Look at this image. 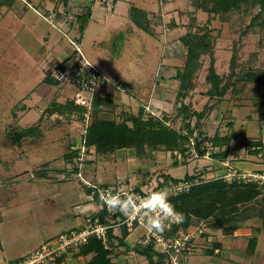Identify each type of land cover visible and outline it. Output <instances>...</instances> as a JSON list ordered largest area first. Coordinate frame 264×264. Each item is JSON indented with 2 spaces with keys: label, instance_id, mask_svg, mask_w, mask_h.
<instances>
[{
  "label": "rangeland",
  "instance_id": "1",
  "mask_svg": "<svg viewBox=\"0 0 264 264\" xmlns=\"http://www.w3.org/2000/svg\"><path fill=\"white\" fill-rule=\"evenodd\" d=\"M119 1H122L121 8L115 6ZM48 2L52 1L0 0V157L11 159L22 152L24 156L27 153L24 149L28 147L26 142L31 139H25L20 148L21 141L16 142L14 135L31 126L41 127L44 144L39 147L43 156L49 153L63 156L69 151V143L76 139L81 140L85 126L80 115H50L46 112L54 100L59 99V102L66 103L70 98L63 95L60 97L59 88L63 93L70 89L74 92L69 82L65 85H48L44 81L58 61H63L78 51L73 42H76L79 50L81 49L103 76L109 80H119L127 87L125 91H118L114 85L100 90L103 96L99 97L112 102L102 105V118L121 122L130 115H138L144 109L166 120L167 125L187 131L183 116L178 114L181 102H177L176 97L181 85L178 74L184 69L188 54L182 37L193 32L198 38H206L211 45V51L200 57L201 66L191 82H188L189 95L185 103L190 105V112L204 113L199 124L206 135L212 138L217 133L226 136L235 132L239 136H234L230 145L223 148H214L211 142L205 140L204 143L210 147L206 156H201L193 145L186 157L178 150L168 152L162 149L153 151V157L142 163H135L137 160H133L135 165L132 164L131 167L121 169L117 164L120 174L123 172L127 178L129 173L133 175L129 182L127 179L119 180L114 185L122 184L124 188L132 187L150 194L155 189H159V192L165 190L172 185L173 179L185 181L187 175L203 173L200 180H211L229 173H259L248 170V162L264 163V14L249 27L252 19L261 15L259 5L253 2L216 13L211 10L216 0H206L209 12L196 8L194 0H171L173 4L168 8L166 19L161 13L148 16L155 29L152 36L137 25L133 16L138 13L142 17V7L155 6L160 9L159 0H97L92 16L88 9L75 12V9L69 8L73 0H53L57 3L53 8H49ZM91 5L89 2L87 6ZM114 9L120 11L118 16L112 14ZM99 11L104 12V15L115 16L116 19H100ZM80 16H83V25L79 22ZM234 55L236 70L231 75ZM212 66L224 78L223 84L230 81L225 95L214 98L208 93L212 85L208 80ZM247 72H254L258 80L247 82L238 79ZM154 98L161 101L154 104L151 102ZM164 103L169 104V110L161 108L167 107L163 106ZM144 116L145 119L148 118L147 115ZM196 121L197 115H193V125ZM200 129L191 136V143L196 142ZM53 136L60 141L54 149L49 147ZM254 140L263 142V148L258 154H251L254 150L250 144ZM241 143L244 144L238 147ZM221 150L227 152L224 161L213 156L216 151ZM125 153L126 150H120L115 155L121 156ZM32 154L29 152L28 157L19 159L16 170L26 164L33 168L40 166L36 172H42L46 177L51 172L49 162L36 159ZM89 154L92 159L96 152L90 149ZM74 164L73 161L68 170L71 175ZM133 166L136 172H133ZM31 167L30 171L34 173ZM230 174L226 179L232 181ZM73 178L79 190L82 189L81 181L72 175L70 179ZM56 179L58 182H67V173L57 176ZM38 182L33 180V183ZM244 182L250 183L246 180L242 181ZM258 187L261 190L260 196L254 202L241 206L242 212L232 214L235 218L231 222H236L237 227L248 219L262 228L263 219L257 214L264 208V185L259 184ZM63 211L62 222L63 218L74 213L72 207ZM192 220L196 224L200 219L193 216ZM69 222L68 218L66 223ZM210 223L214 224L213 218L203 220L200 222V229L206 231ZM56 225L62 227L60 222ZM33 244L30 242L27 249ZM260 244L264 248L263 237ZM68 258V255H64L58 259H61V264H68Z\"/></svg>",
  "mask_w": 264,
  "mask_h": 264
},
{
  "label": "crops",
  "instance_id": "2",
  "mask_svg": "<svg viewBox=\"0 0 264 264\" xmlns=\"http://www.w3.org/2000/svg\"><path fill=\"white\" fill-rule=\"evenodd\" d=\"M51 1L48 2L49 8L57 5L53 0ZM88 1L92 4L90 7L87 6L89 4ZM96 1L73 0L71 3L72 6H69V8L75 9V12L86 11L88 9L89 15L92 16L97 5ZM121 3L122 1H119L115 6L121 8ZM159 3L160 9H157L155 6L154 8L142 7L147 18L152 13H161L164 19H166V16H168V8L173 3L171 0H159ZM98 13L100 19L104 17L116 19L115 16L104 15L102 11ZM114 13L118 16L120 11H115L114 9L112 14ZM150 24L154 29L153 21H150ZM154 30V33L151 34L152 36L155 34ZM65 54H61V56ZM59 90L60 97L62 95L65 98L72 97V89L67 93H63V90L60 88ZM157 101L161 100L154 98L151 102L156 104ZM126 102L129 101L127 100ZM165 104L163 106L167 107L161 108H168L169 104ZM157 105L160 107L159 104ZM42 135L43 133L40 127L37 131L21 140L20 148L23 146L25 139H31L26 142L28 147L24 149L27 151L24 156L22 152L17 157L11 159L0 157V262L2 263L18 261L41 245L57 238L59 235L82 226L86 216L98 214L101 210L99 202L92 197L88 187L80 182L82 189L79 190L77 182L73 181L74 178L70 179L72 175L68 170L72 164L69 156L71 154L69 148L71 143L68 144L69 151L63 154V156L49 152L47 156H43L40 154L42 149L39 147L40 144H44ZM59 142V139L56 140L53 136L49 147L54 149L56 143ZM91 150L92 152L95 151L96 154L92 156L89 162L87 174L91 179L101 184H114L120 182L119 180L125 181V179L129 182L133 174L129 173L128 178L122 174L123 172L120 174L117 164H119L121 169H125L126 167H131L132 164L135 165L137 162H143L138 159L135 150L132 148L118 149L107 154L98 153L95 147H91ZM120 150H126V157L124 154L121 156L115 155ZM29 152L33 153L32 155H35L36 159H44V161L49 162L48 165L51 172L46 177L43 176L44 174L42 172H36V169L40 166L33 168L29 166L30 164H26L24 167L16 170L15 166H17V161L21 158L28 157ZM133 160L137 161L134 163ZM35 164L38 165L37 163ZM30 167L34 170V173L30 171ZM132 170L136 172L134 166ZM248 170L264 172V163L248 162ZM63 173H67L68 181L65 183L58 182L56 177ZM34 179L39 182L33 183ZM40 182L44 184L41 185L39 184ZM64 200H69V202H65ZM68 207H72L74 213H70L69 215L71 216L67 215L66 218H63L62 222L61 214ZM68 218L70 220L69 224L66 223ZM55 222H60L62 227H58ZM256 224L253 220L246 219L245 223L240 224L234 232L225 233L222 228L210 223L206 231L186 251L183 264H264V248L260 247L262 237L264 239V230H260V225ZM254 232L256 236L253 235ZM122 234L123 228L116 227L114 231L115 238L111 246L113 264H149L148 257L142 252L149 245L146 241V230L142 227L130 228L128 235L120 242ZM254 236L257 237V245L254 253H250L248 251L249 241ZM30 242L31 244H35L28 250L27 247ZM68 257H70L68 258V264L70 262L72 264H87L92 255L77 257L74 252L68 255ZM161 264H167V261Z\"/></svg>",
  "mask_w": 264,
  "mask_h": 264
},
{
  "label": "trees",
  "instance_id": "3",
  "mask_svg": "<svg viewBox=\"0 0 264 264\" xmlns=\"http://www.w3.org/2000/svg\"><path fill=\"white\" fill-rule=\"evenodd\" d=\"M253 0H216L215 6L212 12L218 13L219 10L229 11L233 8H239L243 4L253 3ZM260 7V14L252 19L251 27L258 18L264 14V0H257L254 2ZM196 8H201L209 12L206 0H194ZM134 21L142 30L153 34V28L147 18L146 13L140 17L138 13L133 16ZM141 19V20H140ZM140 20V21H139ZM83 16H80L79 22L83 25ZM82 25L80 28L83 30ZM185 46L188 49L187 61L184 69L179 72L178 77L181 80V85L177 94V102L180 101V107L178 114H181L184 119L187 131L183 128L177 129L170 125H167L166 120L159 118L153 113L146 112L144 109L140 110L138 115H130L124 118L123 121H117L116 119L102 118L104 114L101 112L103 104H111L112 102L107 98H101L96 95L94 99V108L92 111L91 123L87 129L86 140L89 147H95L98 153L107 154L114 152L118 149L132 148L136 152V156L139 160L145 161L153 157V151H162L164 149L168 152L180 151L183 157L189 154L190 148L195 145L198 153L201 156H206L210 147H208L204 141L208 140L212 143V146L223 148L229 146L234 136L239 134L233 132L226 136H221L219 133L215 134L212 138L205 134L200 129L199 121L203 118V112H190V105L185 103V99L189 95L188 82H191L194 74L199 70L201 63L200 57L202 54L209 53L211 45L207 43L205 37H197L193 32H189L182 37ZM61 61H58L56 66H60ZM54 67V68H55ZM231 70L233 75L236 70V56L232 57ZM239 80H245L247 82L257 81L258 78L254 72H247ZM208 80L211 82V88L208 93L211 97H217L225 95L230 81L223 84L224 78L216 72V69L212 66L210 68V74ZM44 81L50 85H56L60 82L53 78L51 74H47ZM60 85V84H59ZM85 111L83 106L75 103L72 98L67 99L66 103L54 100L46 112L50 115L59 113L61 115L78 114L82 115ZM145 113V114H144ZM147 115L148 118L145 119ZM193 115H197L196 124L193 125ZM39 129L38 126H32L21 129L14 135V140L20 142L24 137L29 136ZM197 129H200L199 135L196 137V142L191 143V136L195 135ZM244 143L238 144L241 147ZM252 153L258 154L259 150L263 147L262 141H253L251 144ZM257 147V149H253ZM71 153V152H70ZM70 161L75 160V155L71 153ZM213 156L224 161L227 157V152L224 150L216 151ZM204 174L187 175L185 181L189 183L188 190H184L177 194H171L168 196L170 203L174 206L175 210L183 213L184 219L180 223L173 225H165V229L162 233L166 236H176L182 229H189L193 224L192 217L195 216L200 220L214 219V225L223 229L225 233H232L237 229V223L231 222L235 217L232 216L234 213L242 212L241 206H246L250 202H254L261 194V190L258 187L257 182H244L237 179L232 181L222 177H218L211 180H200ZM95 181V180H94ZM97 182V181H96ZM174 183L181 182L178 179H173ZM162 185V184H161ZM90 190V189H89ZM158 189H155L157 191ZM137 192H143L142 190H136ZM101 210L98 214H94V217H98L103 223H118L119 220H123L124 217L119 213H112L108 208L96 199ZM263 219V225L261 230H264V208H261L257 214ZM116 227L123 228L122 237L120 242L128 235L130 227L127 224H122ZM116 227H112L109 230V244H104L103 241L96 237H91L87 244L81 245L76 249H71L75 252L77 257L92 255L88 264H113L112 261V250L113 240L115 238L114 231ZM137 227L136 225L134 228ZM204 231L201 233V235ZM193 243V242H192ZM257 245V237H251L249 241L248 251L254 253ZM149 259V264H161L168 260V254L158 250L155 247L154 242H150L148 247L142 251ZM61 259H58V263Z\"/></svg>",
  "mask_w": 264,
  "mask_h": 264
},
{
  "label": "built area",
  "instance_id": "4",
  "mask_svg": "<svg viewBox=\"0 0 264 264\" xmlns=\"http://www.w3.org/2000/svg\"><path fill=\"white\" fill-rule=\"evenodd\" d=\"M78 49L71 56H67L66 59L61 61V65L54 68L51 72V76L57 79L61 84L65 85L69 82L74 88L72 99L76 104L83 106L85 111L82 113L81 118L85 129L80 141H73L70 144V152L75 155L74 171L72 175L78 178L83 185L90 189V194L94 199H98L102 205L106 206L102 197L107 193L113 194L120 193L123 199L126 195H131L134 199L146 197L148 193L137 192L132 187H127L122 184H101L91 179L88 174V165L91 160L89 154L91 147L88 146L86 135L88 126L91 123L92 111L94 108V99L96 95L103 96L102 91L108 86L117 87L118 91H125L127 87L123 82L119 80H109L101 74L99 69L79 50L76 42H73ZM152 113V112H151ZM154 114V113H153ZM181 157V156H180ZM230 174V173H229ZM227 175V177L229 176ZM231 179H237L239 181L257 182L264 185V172L259 173H238L230 174ZM229 178V177H228ZM189 183L181 181L179 183H172L165 189L168 192V196L171 194H177L184 190H188ZM164 191V190H163ZM154 192H159L154 190ZM110 211V209H108ZM151 215V214H149ZM147 217H138L133 220L124 219L119 220L118 223H103L98 217L94 215H88L82 226L72 229L66 233L59 235L57 238L49 241L39 248L32 251L30 254L22 257L16 262H0V264H61L57 263V259L64 255L73 254L74 251L81 245L87 244L91 237L97 239L108 245L109 243V230L112 227H116L122 224H127L130 228L135 225L144 228ZM203 221V220H202ZM192 224L189 229H182L176 236H166L162 232H147V243L154 242L155 247L168 254L169 264H183L186 256V251L192 245L203 231L200 229V222ZM177 222L168 220L165 225H173ZM199 226V227H198ZM145 229V228H144ZM63 264V263H62Z\"/></svg>",
  "mask_w": 264,
  "mask_h": 264
},
{
  "label": "clouds",
  "instance_id": "5",
  "mask_svg": "<svg viewBox=\"0 0 264 264\" xmlns=\"http://www.w3.org/2000/svg\"><path fill=\"white\" fill-rule=\"evenodd\" d=\"M102 199L112 213H119L127 220L147 217L144 224L147 232H163L166 221L180 223L184 219L183 213L176 211L170 203L166 190L150 193L139 200L131 195H126L122 199L118 192L115 194L109 192Z\"/></svg>",
  "mask_w": 264,
  "mask_h": 264
}]
</instances>
